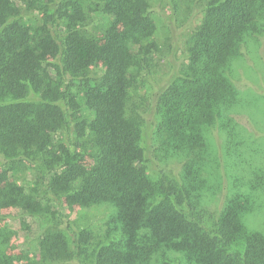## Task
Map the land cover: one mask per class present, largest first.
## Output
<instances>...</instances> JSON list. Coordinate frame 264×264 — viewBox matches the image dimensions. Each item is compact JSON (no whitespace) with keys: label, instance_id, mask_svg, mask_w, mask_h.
<instances>
[{"label":"trees","instance_id":"obj_1","mask_svg":"<svg viewBox=\"0 0 264 264\" xmlns=\"http://www.w3.org/2000/svg\"><path fill=\"white\" fill-rule=\"evenodd\" d=\"M250 38L264 0H0V264H264Z\"/></svg>","mask_w":264,"mask_h":264},{"label":"rangeland","instance_id":"obj_2","mask_svg":"<svg viewBox=\"0 0 264 264\" xmlns=\"http://www.w3.org/2000/svg\"><path fill=\"white\" fill-rule=\"evenodd\" d=\"M249 40L248 46L250 51L246 55H241L235 61L234 70L240 83L239 86L241 87L243 98L256 100L254 106L255 110L253 111L256 113V119L261 123L264 130V55L261 50V45L253 38H250ZM178 55H181V53L178 52ZM168 72L169 66L167 61L162 60L158 62L153 68V78L151 81L159 82L163 80L167 76ZM260 140L264 141V135H258L257 141ZM87 162L91 164L92 159L87 157ZM98 214L99 211L94 213V215ZM260 216L262 215H259L258 218H261V220L256 219L258 225H262L263 218ZM98 218L96 219L97 221H99ZM2 225L6 229H13L16 233L12 235L10 241L14 245V248L11 247L10 249H12L11 253L18 257L22 251H26L28 249V246L25 247L22 245L26 239V235H24L23 230L18 227V225L12 224L9 219L4 220ZM33 250L34 248H31V250L28 249V251L31 252H33ZM31 256L34 257V253H32Z\"/></svg>","mask_w":264,"mask_h":264}]
</instances>
